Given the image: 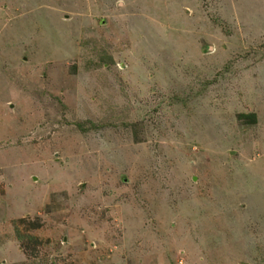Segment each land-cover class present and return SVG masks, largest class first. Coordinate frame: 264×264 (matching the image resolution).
Returning a JSON list of instances; mask_svg holds the SVG:
<instances>
[{"label":"rangeland","instance_id":"rangeland-1","mask_svg":"<svg viewBox=\"0 0 264 264\" xmlns=\"http://www.w3.org/2000/svg\"><path fill=\"white\" fill-rule=\"evenodd\" d=\"M0 264H264V0H0Z\"/></svg>","mask_w":264,"mask_h":264},{"label":"trees","instance_id":"trees-1","mask_svg":"<svg viewBox=\"0 0 264 264\" xmlns=\"http://www.w3.org/2000/svg\"><path fill=\"white\" fill-rule=\"evenodd\" d=\"M240 118L243 119H247L249 123H256V115L255 114H241ZM19 229V227H17V230ZM18 237H22L21 236V232L18 230L17 231Z\"/></svg>","mask_w":264,"mask_h":264}]
</instances>
